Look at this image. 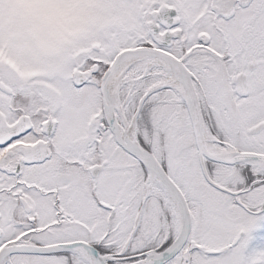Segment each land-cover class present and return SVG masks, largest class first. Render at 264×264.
<instances>
[{
  "label": "snow or ice",
  "instance_id": "snow-or-ice-1",
  "mask_svg": "<svg viewBox=\"0 0 264 264\" xmlns=\"http://www.w3.org/2000/svg\"><path fill=\"white\" fill-rule=\"evenodd\" d=\"M45 83L0 75V264H264V0H132Z\"/></svg>",
  "mask_w": 264,
  "mask_h": 264
},
{
  "label": "rangeland",
  "instance_id": "rangeland-1",
  "mask_svg": "<svg viewBox=\"0 0 264 264\" xmlns=\"http://www.w3.org/2000/svg\"><path fill=\"white\" fill-rule=\"evenodd\" d=\"M137 16L132 0H0V52L7 56L9 81L45 83L49 72L34 74L62 69L71 59L60 53L106 46L132 30Z\"/></svg>",
  "mask_w": 264,
  "mask_h": 264
},
{
  "label": "flooded vegetation",
  "instance_id": "flooded-vegetation-1",
  "mask_svg": "<svg viewBox=\"0 0 264 264\" xmlns=\"http://www.w3.org/2000/svg\"><path fill=\"white\" fill-rule=\"evenodd\" d=\"M86 46L87 45H81V46L75 48L73 51H71L72 52L71 54H68V56H66L67 51L62 52V53L59 54V58L60 59H68V60L71 59V61H72V60H74L75 57H77V56L89 51V48L86 47ZM93 47H100V46L95 45ZM71 61H69V62L66 61L65 64H64V67L62 69L61 68L52 67L51 69H48V70L36 71L37 73L34 74V75H42L45 72H47V73L49 72L52 75V77H51V79H52V78L58 76L57 75V69H61L62 73H63L64 70L70 64ZM0 75H2L7 80H9V66H8V62H7V56H6V53L4 51L0 52ZM12 82H13V80H12Z\"/></svg>",
  "mask_w": 264,
  "mask_h": 264
}]
</instances>
